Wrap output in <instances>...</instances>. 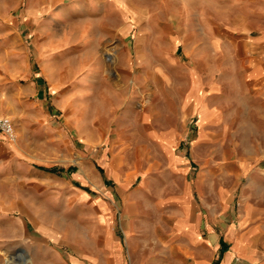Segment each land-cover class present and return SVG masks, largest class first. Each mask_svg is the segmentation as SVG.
<instances>
[{"label":"rangeland","instance_id":"374dc122","mask_svg":"<svg viewBox=\"0 0 264 264\" xmlns=\"http://www.w3.org/2000/svg\"><path fill=\"white\" fill-rule=\"evenodd\" d=\"M50 1L0 0V119H11L15 131L13 140L0 132V264H36L34 246L49 237L63 249L67 243L91 247L100 234L104 201L122 213L144 179L156 178L160 185L177 177L151 133L178 126L167 78L181 80V73L165 70L150 78L145 60L151 41L131 25L121 29L114 9L99 34L94 25L72 21L74 13L42 34ZM30 6L41 20L25 23ZM93 30L98 36H89ZM159 43L161 56L168 45ZM178 55L182 59L181 50ZM41 69L46 82L38 77ZM38 85L45 91L41 96ZM220 109L210 133L188 141L196 149L187 160L192 165L178 177L183 173L193 183L203 177L207 199L214 184L225 186L228 207L218 215L223 237L234 245L228 236L234 224L236 239L254 257L235 264H264V120L233 102L225 87ZM186 124L197 133L195 121ZM29 168L46 178L24 175ZM258 174L262 178L254 182ZM192 199L207 216L200 194ZM115 222L114 232L123 238L118 217Z\"/></svg>","mask_w":264,"mask_h":264},{"label":"crops","instance_id":"0c3cea01","mask_svg":"<svg viewBox=\"0 0 264 264\" xmlns=\"http://www.w3.org/2000/svg\"><path fill=\"white\" fill-rule=\"evenodd\" d=\"M132 8L136 10L132 12ZM44 9L49 14L40 27L42 34L55 31L73 13L72 21L94 25L99 34V26L111 23V9L116 10L121 29L131 25L140 38L151 41L150 58L145 60L150 78H158L165 70H177L182 79L167 78L175 93L172 103L178 126L151 133L153 141L169 155L168 171L177 177L166 178L160 185L156 178L151 182L144 179L139 193L128 198L136 203L127 201L122 213L104 201L98 218L100 234L91 247L67 243L63 249L53 245L49 237V241L34 246L36 264H235L238 258L252 260L253 255L240 243L243 241L236 239L234 224L228 232L234 245L223 237L218 215L228 207L223 202L228 195L225 186L214 184L212 199H207L203 177L193 183L178 173L192 165L187 160L193 158L196 149L191 142L187 147L188 141L210 133L211 123L219 118L224 87L230 89L233 102L246 105L248 113L253 111L264 120V0H51ZM37 14L30 6L23 15L25 23L41 20ZM96 33L93 30L89 36H98ZM163 40L168 48L160 56L159 41ZM108 59L112 64L118 62L112 54ZM45 73L41 69L40 81L48 80ZM38 87L41 96L45 91L42 85ZM187 120L195 121L197 133L187 126ZM23 174L46 178L31 168ZM260 178L258 174L253 181ZM195 193L204 201L207 216L192 199ZM116 217L123 238L114 232Z\"/></svg>","mask_w":264,"mask_h":264},{"label":"built area","instance_id":"2783aa9c","mask_svg":"<svg viewBox=\"0 0 264 264\" xmlns=\"http://www.w3.org/2000/svg\"><path fill=\"white\" fill-rule=\"evenodd\" d=\"M0 132L11 140L15 139V131L13 122L9 118H1L0 119Z\"/></svg>","mask_w":264,"mask_h":264},{"label":"trees","instance_id":"16d2710c","mask_svg":"<svg viewBox=\"0 0 264 264\" xmlns=\"http://www.w3.org/2000/svg\"><path fill=\"white\" fill-rule=\"evenodd\" d=\"M59 171H60V170H53L52 172H55V173H56V172H59Z\"/></svg>","mask_w":264,"mask_h":264},{"label":"bare ground","instance_id":"6f19581e","mask_svg":"<svg viewBox=\"0 0 264 264\" xmlns=\"http://www.w3.org/2000/svg\"><path fill=\"white\" fill-rule=\"evenodd\" d=\"M23 261V260H22Z\"/></svg>","mask_w":264,"mask_h":264}]
</instances>
